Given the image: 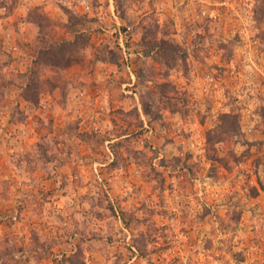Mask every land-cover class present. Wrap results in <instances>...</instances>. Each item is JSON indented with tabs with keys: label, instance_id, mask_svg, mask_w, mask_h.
Returning <instances> with one entry per match:
<instances>
[{
	"label": "rangeland",
	"instance_id": "obj_1",
	"mask_svg": "<svg viewBox=\"0 0 264 264\" xmlns=\"http://www.w3.org/2000/svg\"><path fill=\"white\" fill-rule=\"evenodd\" d=\"M93 4L0 0V264H264V0ZM65 8L90 42L40 67L55 87L35 106L21 75L41 38L74 37ZM151 25L176 65L141 53ZM105 45L118 63L95 58ZM223 114L242 135L212 144Z\"/></svg>",
	"mask_w": 264,
	"mask_h": 264
},
{
	"label": "trees",
	"instance_id": "obj_2",
	"mask_svg": "<svg viewBox=\"0 0 264 264\" xmlns=\"http://www.w3.org/2000/svg\"><path fill=\"white\" fill-rule=\"evenodd\" d=\"M257 9L260 13L259 19L261 20L264 18V4L259 5ZM65 13L68 17L65 26L68 31L74 34V37L72 39H64L61 42L52 43L41 38L40 42L42 44L38 46L34 67H31L26 73L21 75V78H23L20 84L22 96L35 106L40 103L43 91H45L44 84L46 82L50 84V88L55 87V84H53L50 79L42 80L40 78V67L46 66L65 69L74 63H79L83 59V49L87 47L90 42V33L85 29L87 25V16L78 14L69 8H65ZM26 19L28 22L38 26L41 36L44 34L45 29L53 24L51 20L39 12L37 8H32ZM157 32V25H151L145 28L140 42L138 43L141 53L147 57L153 58L155 61L165 63L168 67L176 65L178 60L185 56L179 50L181 49L180 46L173 44L166 38L158 39ZM95 58L101 62L118 63L121 58V52L118 49H112L105 45L102 50L98 49ZM144 103V112L150 114L152 111L148 108V103L145 101ZM216 133L217 134L213 135V137L209 136V141H211L212 144L215 143V141L225 140L228 137L241 136L242 132L239 124V117L236 114H223ZM80 257L81 252L76 254L73 258H67V260H69L71 264H81L80 262L82 261H80Z\"/></svg>",
	"mask_w": 264,
	"mask_h": 264
},
{
	"label": "built area",
	"instance_id": "obj_3",
	"mask_svg": "<svg viewBox=\"0 0 264 264\" xmlns=\"http://www.w3.org/2000/svg\"><path fill=\"white\" fill-rule=\"evenodd\" d=\"M70 6H75L77 8H81L85 13H93L94 12V4L93 0H65Z\"/></svg>",
	"mask_w": 264,
	"mask_h": 264
}]
</instances>
